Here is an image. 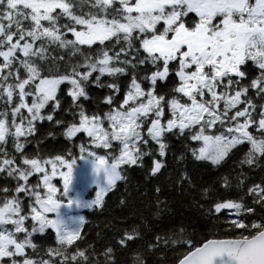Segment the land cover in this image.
<instances>
[{
	"label": "snow or ice",
	"instance_id": "6c2138e0",
	"mask_svg": "<svg viewBox=\"0 0 264 264\" xmlns=\"http://www.w3.org/2000/svg\"><path fill=\"white\" fill-rule=\"evenodd\" d=\"M0 264H264V0H0Z\"/></svg>",
	"mask_w": 264,
	"mask_h": 264
},
{
	"label": "trees",
	"instance_id": "16d2710c",
	"mask_svg": "<svg viewBox=\"0 0 264 264\" xmlns=\"http://www.w3.org/2000/svg\"><path fill=\"white\" fill-rule=\"evenodd\" d=\"M92 194L90 193L88 195V198H91ZM169 198L171 200V202L176 206L173 208V211H176L177 208H179V210L182 212V214L185 217H189L191 216V218L193 219V221H195V212L191 207H188L187 205H184L183 202L181 201L180 197L173 191H169ZM77 214V212H76ZM79 214L84 215L86 217H88L89 219L92 220V231L90 232V235H94L95 234V225L97 223H103L104 222V217H93V213L91 212V210L88 209H83L79 211ZM87 230V229H86Z\"/></svg>",
	"mask_w": 264,
	"mask_h": 264
},
{
	"label": "rangeland",
	"instance_id": "374dc122",
	"mask_svg": "<svg viewBox=\"0 0 264 264\" xmlns=\"http://www.w3.org/2000/svg\"><path fill=\"white\" fill-rule=\"evenodd\" d=\"M90 193L93 194V193H92V190H89V191L86 193V197H88V195H89ZM66 214H69V213L66 212ZM70 214H71V215H76V213H70Z\"/></svg>",
	"mask_w": 264,
	"mask_h": 264
},
{
	"label": "water",
	"instance_id": "95a60500",
	"mask_svg": "<svg viewBox=\"0 0 264 264\" xmlns=\"http://www.w3.org/2000/svg\"><path fill=\"white\" fill-rule=\"evenodd\" d=\"M78 211H80V210H78ZM66 212H67V210H66ZM77 212V210H74L72 213H76Z\"/></svg>",
	"mask_w": 264,
	"mask_h": 264
}]
</instances>
